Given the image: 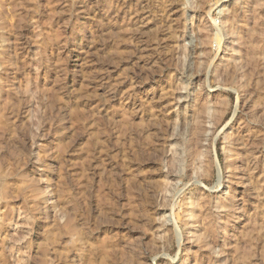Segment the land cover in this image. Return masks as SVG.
<instances>
[{"label": "rangeland", "instance_id": "rangeland-1", "mask_svg": "<svg viewBox=\"0 0 264 264\" xmlns=\"http://www.w3.org/2000/svg\"><path fill=\"white\" fill-rule=\"evenodd\" d=\"M0 264H264V0H0Z\"/></svg>", "mask_w": 264, "mask_h": 264}]
</instances>
